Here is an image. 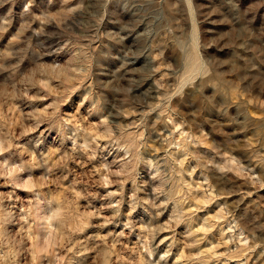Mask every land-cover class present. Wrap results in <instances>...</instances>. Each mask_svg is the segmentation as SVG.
Returning <instances> with one entry per match:
<instances>
[{"label":"rangeland","instance_id":"1","mask_svg":"<svg viewBox=\"0 0 264 264\" xmlns=\"http://www.w3.org/2000/svg\"><path fill=\"white\" fill-rule=\"evenodd\" d=\"M0 264H264V0H0Z\"/></svg>","mask_w":264,"mask_h":264}]
</instances>
